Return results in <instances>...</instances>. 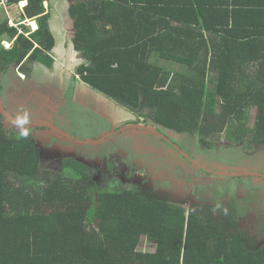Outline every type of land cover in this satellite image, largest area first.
Returning a JSON list of instances; mask_svg holds the SVG:
<instances>
[{
    "label": "trees",
    "instance_id": "16d2710c",
    "mask_svg": "<svg viewBox=\"0 0 264 264\" xmlns=\"http://www.w3.org/2000/svg\"><path fill=\"white\" fill-rule=\"evenodd\" d=\"M8 1H27L26 17L38 29L19 34L0 19V76L18 67L32 78L37 63L53 68L49 0ZM69 2L83 60L76 77L133 112L130 125L152 121L209 147L222 132L264 145V0ZM173 63L183 69L167 68ZM4 119L0 114V264H264V244L240 230L237 210L220 203L187 209L131 189L97 190L94 198L87 193L91 167L68 157L54 179L31 191L25 182L41 171L39 145L31 136L17 141ZM142 237L155 254L138 252Z\"/></svg>",
    "mask_w": 264,
    "mask_h": 264
},
{
    "label": "rangeland",
    "instance_id": "374dc122",
    "mask_svg": "<svg viewBox=\"0 0 264 264\" xmlns=\"http://www.w3.org/2000/svg\"><path fill=\"white\" fill-rule=\"evenodd\" d=\"M61 6L66 9V4ZM3 15L0 11L2 21ZM58 62L57 68L35 64L32 78L20 74L18 67L11 68L4 78L0 76L2 103L11 115L27 109L31 122L50 123L64 134L30 126L29 136L40 148L41 171L37 178L25 182L28 189L38 191L59 174L63 158H75L91 167L94 177L87 187L91 197L95 198L97 190L131 189L151 190L158 198L187 209L220 203L223 211L237 210L240 230L258 235V245L264 244V145L251 147L248 137L237 142L233 135L222 132L212 140L215 146L209 147L199 144L195 136L157 125L179 148L171 147L155 134L135 129L96 141L130 125L136 116L111 101V104L102 101L101 95L78 81L75 70L82 62L80 56L73 57L69 63ZM167 68L180 71L183 66L173 63ZM79 84L96 94L95 97L83 92ZM56 105L60 107L53 111ZM254 114L255 109L251 111L249 127L253 125ZM146 124L155 125L152 121ZM4 126L17 135L11 120L5 118ZM183 151L215 173L240 175L222 177L207 173L192 164ZM152 246L142 237L138 252L151 253L155 250Z\"/></svg>",
    "mask_w": 264,
    "mask_h": 264
},
{
    "label": "crops",
    "instance_id": "0c3cea01",
    "mask_svg": "<svg viewBox=\"0 0 264 264\" xmlns=\"http://www.w3.org/2000/svg\"><path fill=\"white\" fill-rule=\"evenodd\" d=\"M92 1H98V0H92ZM169 1H171V0H169ZM180 1H183V0H180ZM67 2H68V4H67ZM21 3L23 4V9H20V10L16 9L14 17H15V19H17V22H26V24H23L20 26V29H21L22 33L25 31L26 35L29 36L30 34L37 31L38 23L36 20L27 19V17H26L25 7L28 5V2L23 1ZM62 3L66 4V6H64V8H66V9H63V6H61ZM143 3H146V1ZM140 5H142V3ZM45 7H46L47 13H50V15H51V17H50V29H51V31L54 35L55 41H56V46L53 49V51L51 52V55L55 59L54 66L57 68L60 66V63L58 61H61L63 63H67V62L69 63L73 57L80 56V54L75 51L74 45H73V38L75 35V31L73 28V20L70 16V12H69L70 2H69V0H49L48 2L45 3ZM3 16H5V14ZM5 19L7 20L6 16H5ZM23 26L26 27V29ZM17 29L19 30V34H20V29L19 28H17ZM8 43H12V45H13V42H8ZM71 56H73V57H71ZM156 58L157 57H154V59H156ZM82 62H83V60H82ZM82 62L77 65L76 69L82 64ZM162 63L165 66L167 64L166 62H162ZM40 65H42V64H40ZM75 77H76V74H75ZM76 78L78 79V77H76ZM80 86L83 87L82 89L85 90L83 92H88L89 95H92V97H95L96 94H93L90 91H88V89L86 87H84L82 85H80ZM103 98H100V99H102V101H104L108 104H111L106 98H105L106 100H104ZM100 99H97V100L99 101ZM113 105L116 107H119L115 103H113ZM59 107H60V105H58V106L56 105L53 107L52 110L56 111V110H58ZM6 109H8V108L6 107ZM119 109H122V108L119 107ZM257 237H258V235H257ZM152 247H155V245ZM156 251H157V248L155 247V250L152 251L150 254H155ZM142 253L145 254V252H142Z\"/></svg>",
    "mask_w": 264,
    "mask_h": 264
},
{
    "label": "water",
    "instance_id": "95a60500",
    "mask_svg": "<svg viewBox=\"0 0 264 264\" xmlns=\"http://www.w3.org/2000/svg\"><path fill=\"white\" fill-rule=\"evenodd\" d=\"M0 114H2L5 118L13 121L14 119V116L11 115L3 106V103H2V96H1V88H0ZM30 126H33L35 128H50L52 129L53 131H55L56 133L60 134V135H64L60 132V129L55 127L54 125L50 124V123H33L31 122V125ZM127 129H137V130H143V131H147V132H150L152 134H155L163 139H167L164 134H162L157 127H154V126H150V125H144V124H134V125H128L122 129H120L118 132H121V131H125ZM114 133H110V134H106L104 135L103 137H101V139L99 140H96V141H99L101 142L102 140H105L111 136H113ZM72 138H74L73 136H71ZM91 140H85L84 142H89ZM179 148V147H178ZM183 154L191 160L192 164L196 165L198 168L206 171V172H209V173H215L214 171H211L209 169H207L206 167L202 166L201 164H199L198 162H196V160H194L190 155H188L186 152L183 151ZM217 174V173H216ZM218 174H221V175H226V176H238L240 174H228V173H218ZM249 173L245 174V176H248ZM251 175H256V174H251Z\"/></svg>",
    "mask_w": 264,
    "mask_h": 264
},
{
    "label": "clouds",
    "instance_id": "9594fccd",
    "mask_svg": "<svg viewBox=\"0 0 264 264\" xmlns=\"http://www.w3.org/2000/svg\"><path fill=\"white\" fill-rule=\"evenodd\" d=\"M12 124L14 125L17 132L16 140L20 141L27 139L31 131L30 112L27 109L22 110L20 113L15 115Z\"/></svg>",
    "mask_w": 264,
    "mask_h": 264
},
{
    "label": "built area",
    "instance_id": "2783aa9c",
    "mask_svg": "<svg viewBox=\"0 0 264 264\" xmlns=\"http://www.w3.org/2000/svg\"><path fill=\"white\" fill-rule=\"evenodd\" d=\"M23 9V4L20 3L18 5H12L9 3L8 0H0V11H3V14H5L8 24L12 28H19L23 24H26V22H17V19H15V11ZM22 33L20 29V34ZM3 45L6 47V49H10L12 47V43L4 42Z\"/></svg>",
    "mask_w": 264,
    "mask_h": 264
},
{
    "label": "flooded vegetation",
    "instance_id": "af4514ba",
    "mask_svg": "<svg viewBox=\"0 0 264 264\" xmlns=\"http://www.w3.org/2000/svg\"><path fill=\"white\" fill-rule=\"evenodd\" d=\"M15 117V116H14ZM133 121V120H132ZM34 123V122H33ZM46 124V123H45ZM121 129V128H120ZM135 130H137V129H135ZM119 130H114L113 132H110V133H114V135H117V134H120V133H122V132H124V131H121V132H118ZM143 131V130H142ZM55 132V131H54ZM109 133V134H110ZM113 135V136H114ZM112 137V136H111ZM110 138V137H109ZM103 141V140H102ZM206 172V171H205ZM207 173H209V172H207ZM218 173H220V172H218ZM216 174V173H214V174H216V175H218V176H222V177H224V176H226V175H221V174ZM211 174V173H210ZM257 175V174H256ZM263 178H264V176H263ZM192 207V206H191Z\"/></svg>",
    "mask_w": 264,
    "mask_h": 264
}]
</instances>
